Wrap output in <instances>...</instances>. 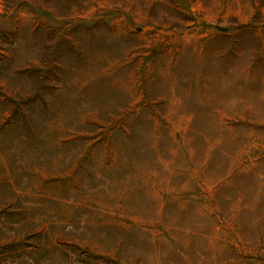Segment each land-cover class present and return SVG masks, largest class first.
I'll list each match as a JSON object with an SVG mask.
<instances>
[{"label":"rangeland","instance_id":"rangeland-1","mask_svg":"<svg viewBox=\"0 0 264 264\" xmlns=\"http://www.w3.org/2000/svg\"><path fill=\"white\" fill-rule=\"evenodd\" d=\"M0 264H264V0H0Z\"/></svg>","mask_w":264,"mask_h":264}]
</instances>
